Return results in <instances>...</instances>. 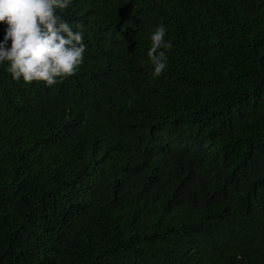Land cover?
I'll use <instances>...</instances> for the list:
<instances>
[{"label":"trees","instance_id":"trees-1","mask_svg":"<svg viewBox=\"0 0 264 264\" xmlns=\"http://www.w3.org/2000/svg\"><path fill=\"white\" fill-rule=\"evenodd\" d=\"M58 14L84 25L75 75L25 84L0 64V264H264V0Z\"/></svg>","mask_w":264,"mask_h":264},{"label":"clouds","instance_id":"clouds-1","mask_svg":"<svg viewBox=\"0 0 264 264\" xmlns=\"http://www.w3.org/2000/svg\"><path fill=\"white\" fill-rule=\"evenodd\" d=\"M72 0H0V23L7 28L0 42V64L7 63L13 80L25 84L43 82L51 87L76 74L86 51L83 24L73 26L58 14ZM167 29L158 25L150 36L147 56L154 66L155 79L167 67ZM9 41L11 42L8 47Z\"/></svg>","mask_w":264,"mask_h":264}]
</instances>
